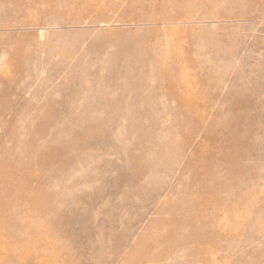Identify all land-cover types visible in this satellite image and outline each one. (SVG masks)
Wrapping results in <instances>:
<instances>
[{"label":"rangeland","instance_id":"rangeland-1","mask_svg":"<svg viewBox=\"0 0 264 264\" xmlns=\"http://www.w3.org/2000/svg\"><path fill=\"white\" fill-rule=\"evenodd\" d=\"M0 264H264V0H0Z\"/></svg>","mask_w":264,"mask_h":264}]
</instances>
